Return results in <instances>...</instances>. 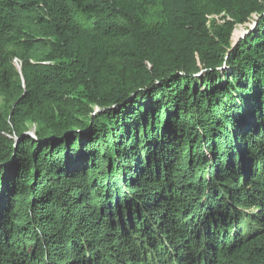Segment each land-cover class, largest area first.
Segmentation results:
<instances>
[{
	"label": "trees",
	"instance_id": "1",
	"mask_svg": "<svg viewBox=\"0 0 264 264\" xmlns=\"http://www.w3.org/2000/svg\"><path fill=\"white\" fill-rule=\"evenodd\" d=\"M0 264H264V0H0Z\"/></svg>",
	"mask_w": 264,
	"mask_h": 264
},
{
	"label": "rangeland",
	"instance_id": "2",
	"mask_svg": "<svg viewBox=\"0 0 264 264\" xmlns=\"http://www.w3.org/2000/svg\"><path fill=\"white\" fill-rule=\"evenodd\" d=\"M144 4H146L145 8L147 9V12H148V16H147L148 23L153 25V24L159 22V20L161 19V11H160L161 9H160L159 5L155 4V3H148L147 1ZM237 31H239L238 35L241 36L247 30L245 28H243V27H239ZM30 131L33 132L32 129ZM198 255H199V252H198Z\"/></svg>",
	"mask_w": 264,
	"mask_h": 264
},
{
	"label": "water",
	"instance_id": "3",
	"mask_svg": "<svg viewBox=\"0 0 264 264\" xmlns=\"http://www.w3.org/2000/svg\"><path fill=\"white\" fill-rule=\"evenodd\" d=\"M239 27H243V26H239ZM239 27H238V28H239ZM252 27H253V25H249L247 28L243 27V28H245L247 31H246L244 34H242L241 36H239L237 39H234L233 36H234L235 32L238 30V28L236 27L237 29L235 28V29L233 30V32H232V35H231L230 46H231V47H235L237 44H239L240 41H242V40L245 38V36L250 32V29H251ZM133 99H134V95H131L129 98H127V99L125 100V102H130V101L133 100ZM103 111H104V110L95 109L94 114H98V113H101V112H103ZM25 135H26V136H31V137L35 138L33 132H27Z\"/></svg>",
	"mask_w": 264,
	"mask_h": 264
},
{
	"label": "bare ground",
	"instance_id": "4",
	"mask_svg": "<svg viewBox=\"0 0 264 264\" xmlns=\"http://www.w3.org/2000/svg\"><path fill=\"white\" fill-rule=\"evenodd\" d=\"M239 31L235 32L233 38L236 39L239 35H238Z\"/></svg>",
	"mask_w": 264,
	"mask_h": 264
}]
</instances>
